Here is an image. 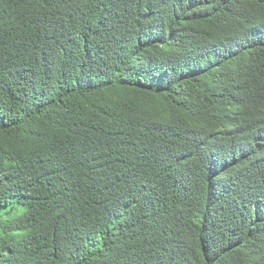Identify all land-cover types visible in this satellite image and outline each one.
<instances>
[{
    "label": "trees",
    "instance_id": "obj_1",
    "mask_svg": "<svg viewBox=\"0 0 264 264\" xmlns=\"http://www.w3.org/2000/svg\"><path fill=\"white\" fill-rule=\"evenodd\" d=\"M0 264H264V0H0Z\"/></svg>",
    "mask_w": 264,
    "mask_h": 264
}]
</instances>
